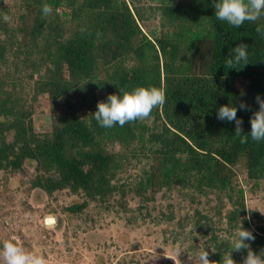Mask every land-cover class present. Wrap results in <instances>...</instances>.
I'll use <instances>...</instances> for the list:
<instances>
[{"label":"trees","instance_id":"obj_1","mask_svg":"<svg viewBox=\"0 0 264 264\" xmlns=\"http://www.w3.org/2000/svg\"><path fill=\"white\" fill-rule=\"evenodd\" d=\"M152 1L160 32H144L145 16L133 0L132 6L128 0L0 4V170L14 174L24 171V163L34 164L30 188L82 198L62 207L71 213L90 201L125 207L129 193L139 208L163 189L190 194L191 201V192L212 195L217 208L208 209L230 228L205 242L213 264H223L239 221L255 236L250 249L264 255V141L249 137L242 144L235 122L217 119L221 105L236 106L242 134L250 133L256 97L264 100V36L255 31L264 18L235 28L216 19L214 0ZM44 4L53 8L50 16L42 15ZM13 13L19 24L10 29L4 17ZM18 32L21 43L13 39ZM240 44L247 46L249 63L227 68ZM139 86L165 89V104L143 121L100 127L92 114L97 103L119 95V88ZM41 98L52 112L37 132L33 117L42 113ZM86 100L94 106H83ZM142 158L150 161L148 169L135 174L134 183H120ZM237 167L245 171L242 182ZM257 192L261 201H246ZM248 206L260 210H252L250 220ZM195 214L207 219L200 210ZM247 251L231 250L236 264Z\"/></svg>","mask_w":264,"mask_h":264},{"label":"rangeland","instance_id":"obj_2","mask_svg":"<svg viewBox=\"0 0 264 264\" xmlns=\"http://www.w3.org/2000/svg\"><path fill=\"white\" fill-rule=\"evenodd\" d=\"M15 2L18 0H3L0 4L8 6ZM128 2L132 6L130 0ZM133 2L145 16L140 22L144 32H160L162 26L156 3L152 0ZM16 16L14 13L7 16L10 29L19 24ZM63 26L68 27L69 21ZM15 34L13 39L21 43L24 34ZM40 100L42 113L33 117L37 132L44 130V116L52 112L47 99ZM82 105L94 106L88 100ZM59 109L61 107L56 106L54 111ZM149 165L150 161L142 158L133 169H127L128 174H124L120 183H134L135 174H141ZM33 170L34 164L27 162L24 163V171L14 174L0 170V249L5 242L12 241L43 257L46 264H195L190 257L202 248L208 251L204 246L208 237L213 233L223 235L230 229L224 217L219 219L213 209H208L209 204L217 208L212 195L205 197L191 192L195 197L191 201L190 194L183 196L177 189L160 190L153 199L145 201L142 208H139L141 202L132 199L129 193L123 201L125 207L90 201L81 212H66L62 207L82 201V198L67 190L48 195L37 188H30L35 175ZM237 173L242 182L244 169L237 167ZM234 182H238L237 178ZM184 192L189 193L190 190ZM250 195L253 196L247 194L246 201H261V193ZM195 210L207 215V219L199 218ZM48 217L54 219L52 224L46 223L45 218ZM232 238L230 235L229 239ZM177 246L184 250L178 258L174 251Z\"/></svg>","mask_w":264,"mask_h":264},{"label":"clouds","instance_id":"obj_3","mask_svg":"<svg viewBox=\"0 0 264 264\" xmlns=\"http://www.w3.org/2000/svg\"><path fill=\"white\" fill-rule=\"evenodd\" d=\"M215 17L218 21L226 22L228 25L238 28L246 21L256 23L264 18V0H214ZM42 15L50 16L53 8L49 4L42 6ZM5 21L9 17H4ZM83 31V30H82ZM258 34L264 36V25H258L255 29ZM233 55L226 61L227 68L240 69L249 63L247 46L237 45L233 50ZM119 95L109 94L106 102H98L97 109L93 114L94 119L102 128H112L116 125L123 127L126 123L143 121L151 116L154 109L162 107L166 102L165 89L155 86H139L131 91L119 88ZM259 109L250 118V133L242 134L243 121L237 117V107L231 104L221 105L217 111V119L235 122V134L239 136L240 143H247L249 137L256 142L264 141V100L256 97ZM239 108L247 110L248 105L240 102ZM246 210L245 219H251V211L258 210L256 207H244ZM261 212V211H260ZM264 214V212H261ZM253 232L245 229L239 221V228L231 239V249L224 258L223 264H236L231 256V250L240 252L247 249V255L243 264H264V255L256 254L251 249L248 241H254ZM211 252L216 249L210 247ZM178 258L184 251L179 246L174 250ZM168 258H173L167 256ZM195 264H213L209 259V251L202 248L194 257H190ZM174 261V260H173ZM180 261V260H179ZM175 262V261H174ZM0 264H46L43 257L37 256L19 244L8 241L0 249ZM176 264V262H175Z\"/></svg>","mask_w":264,"mask_h":264},{"label":"bare ground","instance_id":"obj_4","mask_svg":"<svg viewBox=\"0 0 264 264\" xmlns=\"http://www.w3.org/2000/svg\"><path fill=\"white\" fill-rule=\"evenodd\" d=\"M45 220H46V223H47V224H52V223L54 222V219L51 218V217H48V218L45 219Z\"/></svg>","mask_w":264,"mask_h":264},{"label":"water","instance_id":"obj_5","mask_svg":"<svg viewBox=\"0 0 264 264\" xmlns=\"http://www.w3.org/2000/svg\"><path fill=\"white\" fill-rule=\"evenodd\" d=\"M45 219H47V218H45Z\"/></svg>","mask_w":264,"mask_h":264}]
</instances>
